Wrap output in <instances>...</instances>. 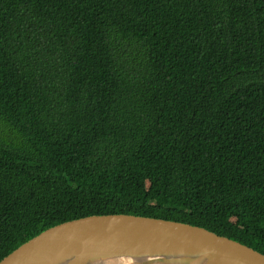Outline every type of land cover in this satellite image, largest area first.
Returning <instances> with one entry per match:
<instances>
[{"label":"trees","instance_id":"obj_1","mask_svg":"<svg viewBox=\"0 0 264 264\" xmlns=\"http://www.w3.org/2000/svg\"><path fill=\"white\" fill-rule=\"evenodd\" d=\"M111 213L264 254V0H0V262Z\"/></svg>","mask_w":264,"mask_h":264},{"label":"water","instance_id":"obj_2","mask_svg":"<svg viewBox=\"0 0 264 264\" xmlns=\"http://www.w3.org/2000/svg\"><path fill=\"white\" fill-rule=\"evenodd\" d=\"M264 264V254L208 229L124 213L52 226L0 264Z\"/></svg>","mask_w":264,"mask_h":264},{"label":"bare ground","instance_id":"obj_3","mask_svg":"<svg viewBox=\"0 0 264 264\" xmlns=\"http://www.w3.org/2000/svg\"><path fill=\"white\" fill-rule=\"evenodd\" d=\"M147 264H165L163 261H161V260H152V261H150V263H147Z\"/></svg>","mask_w":264,"mask_h":264}]
</instances>
